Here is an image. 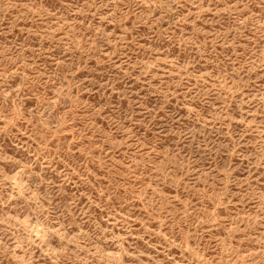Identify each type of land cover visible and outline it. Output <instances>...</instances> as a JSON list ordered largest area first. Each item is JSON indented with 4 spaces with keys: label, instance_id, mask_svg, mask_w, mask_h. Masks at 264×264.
Here are the masks:
<instances>
[{
    "label": "rangeland",
    "instance_id": "374dc122",
    "mask_svg": "<svg viewBox=\"0 0 264 264\" xmlns=\"http://www.w3.org/2000/svg\"><path fill=\"white\" fill-rule=\"evenodd\" d=\"M0 264H264V0H0Z\"/></svg>",
    "mask_w": 264,
    "mask_h": 264
}]
</instances>
